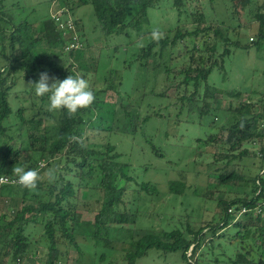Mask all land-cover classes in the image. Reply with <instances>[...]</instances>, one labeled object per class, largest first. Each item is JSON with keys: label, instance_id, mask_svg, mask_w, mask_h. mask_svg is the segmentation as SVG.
Segmentation results:
<instances>
[{"label": "trees", "instance_id": "1", "mask_svg": "<svg viewBox=\"0 0 264 264\" xmlns=\"http://www.w3.org/2000/svg\"><path fill=\"white\" fill-rule=\"evenodd\" d=\"M50 1L54 3L55 12L63 9L65 15L73 19L81 46L67 48L70 41H74L73 34L65 35L59 30L51 14L34 21L18 20L14 10L20 4L14 0L10 4L8 0H0V177H15L12 169L16 164L40 172L53 165L60 166L55 182L50 183L43 176L35 191L23 189L18 184L0 185V196L9 197L16 206L12 217L6 212L0 213V264H23L29 257L37 256L41 248L45 249V264L68 262L73 249L78 251L79 261L83 253L79 244L85 239L92 240L94 247L103 248L100 259H104L106 250L115 249L116 242L123 243L122 262L115 264H142V258L150 251L180 252L186 264H264V205L259 203L264 188L261 172L264 168V90H254L248 98L236 103L231 100L225 108L213 107L209 101L210 95L213 96L210 76L218 70L225 78L227 60L235 50L255 47L264 58V0H257V30L252 39L242 38L241 24L233 26L229 23L234 16L208 21L200 8L188 12L189 0H169L179 21L168 29H159L164 34L159 43L150 35L139 50L131 49L135 43L144 40L142 37L151 34L152 29L126 44L117 41L105 49L99 48L96 58L87 57L94 48L93 33H99L107 40L111 36H130L132 30L140 32L151 20L149 11L159 8L163 0ZM244 1L231 0L234 14H239L238 6ZM88 5L94 12L92 23L85 20L83 15L87 13L77 14L80 8ZM183 15L187 16V22H182ZM97 29L99 32H95ZM188 39L194 41L187 49L189 62L174 70L171 67L174 52ZM122 49L125 53L122 67L102 64L107 51H113L115 55ZM88 59L95 63L93 71L102 83V87H98V78H95L96 81L90 84L95 102L72 118L65 110L58 111V121L48 123L46 117L55 114L47 110L48 96H36L34 86L29 83L37 82L42 72L58 80L80 74L84 78L86 71L78 62ZM137 62L146 70L148 78L154 80L153 83L150 79L144 82L142 99L134 104L129 91L126 90V96L122 92L119 77L124 84L121 69L130 70ZM161 73L166 79L171 73L182 79L156 91L155 84ZM19 82L28 86L23 90L28 103L16 106L13 95H18L16 86ZM149 82L151 86H148ZM49 83H52L51 79ZM224 95L239 99L242 91L227 89ZM165 97H170L172 104L160 101ZM146 102H149L148 110L141 115L139 108L142 110ZM171 106H181V112L184 108L197 112L198 123L202 126L206 125L204 118L213 115L207 126L215 127V131L204 130L205 137L195 138L198 143L214 148L213 160L207 164V185L199 194L201 197L213 199L214 192L221 186L242 185L247 177L242 163L246 157L259 158L260 171L249 179L252 181L249 192L216 200L217 210L212 218L192 222L186 214L184 227L181 223L170 229H144L139 225L141 217L153 215L146 212L147 204L162 197L158 185L151 181L139 182L130 163L109 137L97 145L98 142L89 140L86 131L90 128L136 133L151 118L166 117L165 108ZM71 135L84 136L85 147L69 142ZM253 143L258 146L256 150L246 146ZM150 149L158 157L164 155L154 142ZM145 168L149 169V164ZM214 175L216 180L212 179ZM258 179L261 180L259 185ZM83 189L97 193L95 206L86 203L85 200L92 197H82ZM187 189L186 180L172 179L167 191L175 196H185ZM257 205L260 212L255 213ZM243 207L249 211L236 219L237 212ZM230 208L234 210L230 212ZM86 210L93 211L91 219L82 218ZM173 217V214L166 216L165 220Z\"/></svg>", "mask_w": 264, "mask_h": 264}, {"label": "rangeland", "instance_id": "2", "mask_svg": "<svg viewBox=\"0 0 264 264\" xmlns=\"http://www.w3.org/2000/svg\"><path fill=\"white\" fill-rule=\"evenodd\" d=\"M13 0H8L10 4ZM14 2L19 3L20 6L14 11L17 19L28 18L31 21L39 19L41 16L46 14L54 13V3L50 0H14ZM171 2V1H170ZM169 0H163L160 7L157 9H151L149 11L150 22L143 25L142 30L138 32L137 30H132L130 36L122 35V37L116 38V36H111L105 40V37L99 33H93L92 43L94 48H92L91 53L87 54V57L93 56L97 57L99 48H107L108 44H114L120 41L123 44L128 43L131 39L139 38L140 34L145 31H150L152 29H168L171 26H175L178 21V15L176 10L171 7ZM196 8L202 9L207 17L208 21H218L224 19L225 16H234V19H229V23L233 26H239L242 38L244 40L252 39L257 30V22L255 21V14L257 12V0H245L238 6L239 14L233 13V6L231 0H220L215 2H210L209 0H189L187 4L188 12L195 10ZM226 11V13H225ZM87 13V15H83ZM92 6H84L77 11L78 15L85 16V20L88 23H92L95 20L93 14ZM224 17V18H223ZM183 21H188L187 16L183 15ZM84 22V20H83ZM92 32V31H91ZM95 32H99L97 29ZM150 34L142 37L139 43H135L132 50H139L143 43H146ZM144 41V42H143ZM194 41L188 39L183 42L179 47L176 48L174 52V60L171 63V67L174 70H179L183 65L187 64L189 61V55L187 49H190ZM107 50V49H106ZM177 56V57H176ZM125 59V53L122 50L113 54V51H107L103 55L102 64L113 65V66H123ZM112 61V64L111 62ZM78 65L86 71V77H84L89 84L97 80V86L102 87L99 75L94 73L93 68L95 63L91 60H83L78 62ZM152 65V62L150 63ZM227 74L225 78L218 70H215L209 79V86L211 89L209 101L213 107L225 108L228 103L232 100L234 103L240 100L248 98L254 90L261 91L264 90V58L260 57L257 53V49L252 47L249 50L237 49L233 52L231 57L226 63ZM120 74L123 77L124 84H122V78L120 87L124 95L127 92L131 94V101L136 104L142 99V93L144 92L145 81L153 77L148 78V73L143 70L139 62L132 65L130 70L121 69ZM82 74H80L81 76ZM82 77V76H81ZM160 80L155 84V90L161 91L167 85H175V83L182 79L181 76L174 77V73L166 79L165 74L161 73L159 75ZM148 83L151 86L152 83ZM125 85V88L123 87ZM27 84L19 82L16 86V92L18 95L14 94L15 105L21 106L28 102L25 97L26 93L23 91L27 88ZM123 87V89H122ZM150 89V87H148ZM227 89H239L242 91V95L239 99L233 97H228L224 95ZM204 92V88L201 90ZM174 95V94H173ZM16 96V97H15ZM254 97H259V94H254ZM170 97H165L160 99L164 103L172 104V100L169 101ZM157 100L156 98L154 99ZM174 100V99H173ZM120 101V99H119ZM143 105V108H139L141 115H144L148 110L147 104ZM164 105V104H163ZM40 106V103L37 104ZM156 106H153L155 108ZM166 117L163 119H158L156 117L151 118L143 127L138 128L136 133L123 134L121 132H105L97 131L88 128L86 131V136L89 137L90 141L98 142L97 145H101L105 142L106 136L118 146V150L123 153L124 159L130 163L132 173L135 175L139 182L141 181H151L158 185V188L162 192V197L159 200H155L148 203L146 206V212L153 214L151 216H143L140 219L139 225L144 229H160V228H173L175 225H181L184 227L183 223L186 220V214L190 215L192 222H199L201 220H208L216 213L217 206L216 200L223 199L226 197L234 198L236 195H243L244 192H249L252 188V181L249 180L260 170V159L255 157H246L243 159L242 163L245 164L244 172L247 173V177L244 183L240 186L230 185L221 186L214 192L213 199L201 197L199 194L204 191L207 185V164L213 160L214 148L204 144L198 143L195 138L204 135V130H213L215 127L207 126L208 122L213 115H208L204 118V123L206 125H201L198 123L197 112H191L187 108L181 112V106H171L165 108ZM171 113V115H170ZM122 115V114H121ZM124 116V115H122ZM171 116V117H170ZM178 116H180L178 118ZM48 123H56L58 121V111L51 117H46ZM193 120V122H191ZM220 122V119H217ZM151 142H154L158 147L163 150L164 155L161 157L156 156L150 149ZM251 150H256L258 148L257 144H247ZM100 147V146H99ZM149 164L150 168L146 169L145 165ZM42 171L41 175L44 176ZM172 179L186 180L188 184V189L186 190L185 196H175L169 193L168 186L169 181ZM216 180L215 175L212 177ZM123 184V183H122ZM131 190V189H130ZM130 192V191H129ZM82 197L86 195L91 198L90 200H85L91 206L96 205L97 193L82 190ZM131 196V192L128 199ZM16 206L9 197L0 196V213L6 212L9 217L14 215ZM93 211L86 210L82 215L83 219H91L93 216ZM174 215L173 219L166 221V216ZM263 223H264V213H263ZM170 222V225L167 223ZM79 249L83 252L81 253V259L79 261V253L77 250L73 249L70 251L68 262L62 264H115L122 262L123 258V247L125 246L121 242H116L114 244V250H106V255L104 259H100V254L103 248L94 247L92 240L85 239L84 242H80ZM150 251L149 255L142 258V264H186L182 259L180 252L173 254H165ZM29 264H45V249L41 248L38 251L37 256H31Z\"/></svg>", "mask_w": 264, "mask_h": 264}, {"label": "clouds", "instance_id": "3", "mask_svg": "<svg viewBox=\"0 0 264 264\" xmlns=\"http://www.w3.org/2000/svg\"><path fill=\"white\" fill-rule=\"evenodd\" d=\"M150 35L156 43L164 38L163 32L159 29H153ZM50 79L52 80L51 84L49 83ZM29 84L34 86L36 96H48L47 110L49 112L55 113L65 110L69 118L74 117L81 109L90 108L95 102V93L89 82L79 75H69L63 80H58L55 77H50L47 72H42L37 82H30ZM240 127H244L243 121H241ZM68 140L71 143H77L81 148L85 147V138L82 135H71ZM12 173L17 177L16 183L29 191L37 190L42 179L41 172L37 169L26 170L18 164L13 167ZM59 173L60 166L57 164L47 167L43 175L51 183L55 182Z\"/></svg>", "mask_w": 264, "mask_h": 264}, {"label": "built area", "instance_id": "4", "mask_svg": "<svg viewBox=\"0 0 264 264\" xmlns=\"http://www.w3.org/2000/svg\"><path fill=\"white\" fill-rule=\"evenodd\" d=\"M51 15L54 18V20L57 22V26H58L59 30L63 31V33L65 35H67L69 33L71 35L73 34L74 41H70L67 48L70 49L73 47L81 46V43H79L77 40L78 38H77V33L75 31V25H74L73 19L69 16H66L63 9H59L58 11L52 13ZM261 172H262V175L264 177V168L261 170ZM16 180H17L16 176L11 177V176L3 175L0 177V185H2V184H17ZM260 183H261V180L258 179L257 184L259 185ZM260 191H261V189L259 190V192ZM259 203L264 205V188H263V196H262L261 200L259 201ZM259 205H257L255 207V209H254L255 213L260 212ZM233 210H234V208L229 209L230 212ZM248 211H249V209H247L245 207L241 208L239 210V212H237L236 219ZM263 213H264V211H263Z\"/></svg>", "mask_w": 264, "mask_h": 264}, {"label": "crops", "instance_id": "5", "mask_svg": "<svg viewBox=\"0 0 264 264\" xmlns=\"http://www.w3.org/2000/svg\"><path fill=\"white\" fill-rule=\"evenodd\" d=\"M33 257V256H32ZM30 263V258L26 259L23 264H29Z\"/></svg>", "mask_w": 264, "mask_h": 264}]
</instances>
